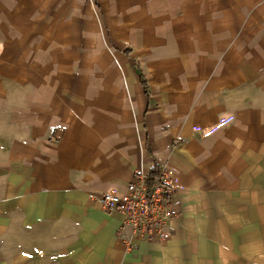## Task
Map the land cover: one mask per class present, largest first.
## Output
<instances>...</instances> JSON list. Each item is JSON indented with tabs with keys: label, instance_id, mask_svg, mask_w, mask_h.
I'll return each instance as SVG.
<instances>
[{
	"label": "crops",
	"instance_id": "obj_1",
	"mask_svg": "<svg viewBox=\"0 0 264 264\" xmlns=\"http://www.w3.org/2000/svg\"><path fill=\"white\" fill-rule=\"evenodd\" d=\"M98 7L0 0V204L20 251L35 253L21 257L254 258L244 251L260 242L251 232L264 237V0ZM165 165L177 210L165 242L132 236L121 212L90 198Z\"/></svg>",
	"mask_w": 264,
	"mask_h": 264
},
{
	"label": "built area",
	"instance_id": "obj_2",
	"mask_svg": "<svg viewBox=\"0 0 264 264\" xmlns=\"http://www.w3.org/2000/svg\"><path fill=\"white\" fill-rule=\"evenodd\" d=\"M157 169L151 183L149 175L140 173L124 192L92 194L90 198L106 211L121 212L132 236L165 242L172 236L177 210L172 201V170L167 165Z\"/></svg>",
	"mask_w": 264,
	"mask_h": 264
},
{
	"label": "rangeland",
	"instance_id": "obj_3",
	"mask_svg": "<svg viewBox=\"0 0 264 264\" xmlns=\"http://www.w3.org/2000/svg\"><path fill=\"white\" fill-rule=\"evenodd\" d=\"M88 4L94 10V14L98 16V0H87ZM108 37V36H107ZM113 63L116 64L114 59H112ZM120 69V68H119ZM6 216V218H5ZM11 217L15 219V223L19 218V213L17 210L11 212ZM10 220L8 215H6V211L4 210L2 204H0V264H34V258L24 259L21 255L32 256L35 253L32 252H21V246L25 245L19 242V228L17 225L6 226L8 221ZM257 237L260 239V242L252 241L250 243V247L246 248L244 253L254 258L247 259H239L236 261V264H264V241L262 233L259 235L258 233L251 232V238ZM26 249H28L26 247Z\"/></svg>",
	"mask_w": 264,
	"mask_h": 264
},
{
	"label": "trees",
	"instance_id": "obj_4",
	"mask_svg": "<svg viewBox=\"0 0 264 264\" xmlns=\"http://www.w3.org/2000/svg\"><path fill=\"white\" fill-rule=\"evenodd\" d=\"M142 82H143V85H144V88H145L146 93L149 95V88H148V84H147L145 78H143ZM157 171H158V169H157V166H156L153 169V171L150 173V175H149V181H150V183L153 181V178L155 177V174H156Z\"/></svg>",
	"mask_w": 264,
	"mask_h": 264
}]
</instances>
